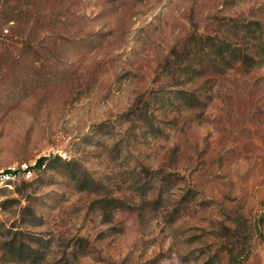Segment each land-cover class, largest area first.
I'll return each instance as SVG.
<instances>
[{"label": "rangeland", "instance_id": "1", "mask_svg": "<svg viewBox=\"0 0 264 264\" xmlns=\"http://www.w3.org/2000/svg\"><path fill=\"white\" fill-rule=\"evenodd\" d=\"M250 20L264 0H0V264H264ZM229 43L259 61L215 67Z\"/></svg>", "mask_w": 264, "mask_h": 264}, {"label": "trees", "instance_id": "2", "mask_svg": "<svg viewBox=\"0 0 264 264\" xmlns=\"http://www.w3.org/2000/svg\"><path fill=\"white\" fill-rule=\"evenodd\" d=\"M241 31L251 34L253 38L256 40H259L261 44L264 46V24L257 20H250L247 22L242 21ZM238 48L233 47V44L229 43L228 48L225 52L221 51L219 52L216 57L213 59V64L215 67H222V65H225V63H229V61H232V57L234 58V55H237V60L242 61V63L247 64L248 61H259V59L252 53H245L243 55L238 54ZM264 53V52H263ZM58 158V157H57ZM49 159L48 156H42L38 159L37 164H35L34 169H40L44 166H46V162ZM60 159V157L58 158ZM52 160V159H51ZM64 165H68V161H63ZM13 174L16 173L15 171L10 170ZM73 177L77 179L76 174H72ZM79 182L83 181L81 178H79ZM45 264H52V263H45Z\"/></svg>", "mask_w": 264, "mask_h": 264}, {"label": "built area", "instance_id": "3", "mask_svg": "<svg viewBox=\"0 0 264 264\" xmlns=\"http://www.w3.org/2000/svg\"><path fill=\"white\" fill-rule=\"evenodd\" d=\"M13 178V173L9 171L0 172V182L1 183H10Z\"/></svg>", "mask_w": 264, "mask_h": 264}]
</instances>
